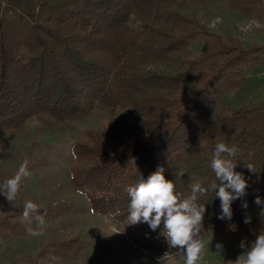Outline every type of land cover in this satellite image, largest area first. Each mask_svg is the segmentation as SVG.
<instances>
[{
  "label": "trees",
  "instance_id": "1",
  "mask_svg": "<svg viewBox=\"0 0 264 264\" xmlns=\"http://www.w3.org/2000/svg\"><path fill=\"white\" fill-rule=\"evenodd\" d=\"M216 2L245 17L264 11V0H0V131L38 116L71 121L95 107L132 112L136 124L114 118L86 128L72 146L71 181L90 210L129 232L149 226L127 224L125 188L162 166L182 196L197 182L209 188L198 199L206 207L203 235L251 243L264 231V101L236 108L225 97L264 62V45L180 12ZM159 64L167 68H147ZM220 142L237 147L235 171L248 182L230 220L218 218L210 188L219 184L210 164ZM6 200L0 193V205ZM19 204L0 216L1 239L29 226ZM40 210L45 219L54 214L50 206ZM75 245L76 238L50 241L24 264H60Z\"/></svg>",
  "mask_w": 264,
  "mask_h": 264
},
{
  "label": "rangeland",
  "instance_id": "2",
  "mask_svg": "<svg viewBox=\"0 0 264 264\" xmlns=\"http://www.w3.org/2000/svg\"><path fill=\"white\" fill-rule=\"evenodd\" d=\"M183 15L199 14L204 24L214 32L231 34L246 44L264 45V11L258 17H245L227 10L220 3L203 7L181 8ZM132 26L137 23L132 19ZM200 47L197 46L196 50ZM148 69H166L163 64ZM236 108L249 101H264V62L252 70L243 85L227 95ZM119 118L132 126L139 120L132 112L111 111L95 107L87 115L71 121H59L38 116L22 129L0 131V185L27 162L30 175L22 181L19 198L0 205V216L9 214L19 202L33 200L40 208L50 206L54 214L46 219L44 235L32 237L24 227L17 235L0 238V264H24L28 257L50 241L76 238L69 257L60 264H176L174 250L162 235V227L153 231L149 226L129 232L120 221L94 214L86 197L72 184L70 165L72 146L83 138L86 128L100 129L103 124ZM199 264H231L242 253L240 242L233 237L209 231ZM217 243L223 245L216 254ZM250 244V243H249ZM167 253V255H165ZM182 264V262H181Z\"/></svg>",
  "mask_w": 264,
  "mask_h": 264
},
{
  "label": "clouds",
  "instance_id": "3",
  "mask_svg": "<svg viewBox=\"0 0 264 264\" xmlns=\"http://www.w3.org/2000/svg\"><path fill=\"white\" fill-rule=\"evenodd\" d=\"M257 28H264L258 21L251 22ZM238 149L224 142L214 147L210 167L218 183L210 185L215 196L220 200L219 219H231L233 215L232 203L247 195L248 182L244 175L235 171L234 162ZM253 171L252 166H247ZM165 169L159 166L147 179L140 176L134 185L125 188L129 196L126 221L128 225L147 223L155 231L163 224L162 235L168 247L174 250L177 257L176 264H199L206 245L211 241L203 235V221L206 212L204 204L198 202L200 196H205L209 188L199 182L190 185V194L182 196L176 191L173 180L166 179ZM30 175L27 162L22 163L15 174L0 185L2 193L9 203L19 198L22 181ZM183 175V173H181ZM218 188V191L216 189ZM255 203L261 204L259 196ZM243 207H247L244 202ZM46 213H42L40 206L33 200H26L23 204L22 219L29 225L26 234L32 237L44 235L47 227ZM245 223L251 218L246 217ZM242 253L231 264H264V231L260 232L250 244L246 240L240 242ZM219 255L223 245L217 243ZM167 255V253L165 254Z\"/></svg>",
  "mask_w": 264,
  "mask_h": 264
}]
</instances>
